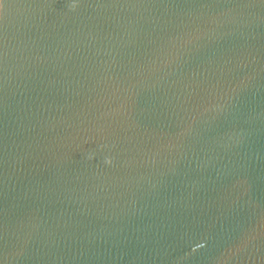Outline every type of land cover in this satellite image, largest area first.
I'll use <instances>...</instances> for the list:
<instances>
[{
    "label": "water",
    "instance_id": "water-1",
    "mask_svg": "<svg viewBox=\"0 0 264 264\" xmlns=\"http://www.w3.org/2000/svg\"><path fill=\"white\" fill-rule=\"evenodd\" d=\"M0 264H264V0H0Z\"/></svg>",
    "mask_w": 264,
    "mask_h": 264
}]
</instances>
